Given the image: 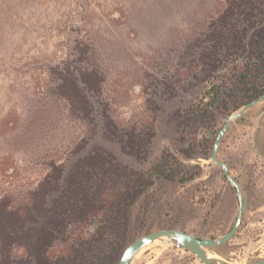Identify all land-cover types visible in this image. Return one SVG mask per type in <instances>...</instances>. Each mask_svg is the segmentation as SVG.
<instances>
[{
    "label": "rangeland",
    "instance_id": "374dc122",
    "mask_svg": "<svg viewBox=\"0 0 264 264\" xmlns=\"http://www.w3.org/2000/svg\"><path fill=\"white\" fill-rule=\"evenodd\" d=\"M260 34L264 0H0V217L16 213L30 236L9 261L0 248V264H40L36 232L64 208L52 261L83 239L116 247L118 264L152 232L230 231L239 201L212 148L251 93L246 66L264 88ZM263 111L235 122L219 154L248 200L235 237L209 250L232 264L264 258ZM133 264L204 263L156 243Z\"/></svg>",
    "mask_w": 264,
    "mask_h": 264
},
{
    "label": "water",
    "instance_id": "95a60500",
    "mask_svg": "<svg viewBox=\"0 0 264 264\" xmlns=\"http://www.w3.org/2000/svg\"><path fill=\"white\" fill-rule=\"evenodd\" d=\"M264 101V94H262L258 99L253 100L245 104L240 110L236 111L229 115L222 128L218 132L216 139L212 148V162L214 165L220 167L222 172L228 181V183L236 190L237 197L239 201V209L236 221L233 227L225 235H222L219 238L205 239L200 236H195L183 230L178 229H164L156 232L149 233L144 235L131 244H129L126 249L123 251L118 264H133L137 255L146 247L162 243L170 246L179 247L195 254L204 264H232L225 259L211 260L209 258V250L215 247H220L228 242H230L235 235L237 234L239 228L244 219V214L248 208V200L244 196V192L239 182L233 177L230 167L225 161L220 157V150L222 143L230 130L231 126L244 117L253 107L260 104ZM264 116V111L259 115L257 121L253 126V132H256L259 127V121ZM259 157L264 161V158L258 154ZM163 237H168L169 239L160 240ZM255 264H264V258Z\"/></svg>",
    "mask_w": 264,
    "mask_h": 264
},
{
    "label": "trees",
    "instance_id": "16d2710c",
    "mask_svg": "<svg viewBox=\"0 0 264 264\" xmlns=\"http://www.w3.org/2000/svg\"><path fill=\"white\" fill-rule=\"evenodd\" d=\"M257 44L261 47L264 46V34L259 35V41ZM261 64L262 65L260 69L263 70V59L261 60ZM256 69H252L249 66H246V71L240 74L238 82L241 84V86H243L242 89L251 93L248 95L247 100H242L241 104L235 106L229 114L240 110L243 105L259 98L262 94H264V88L260 89L262 86L260 87L257 83H255V77H257L258 75L254 74ZM249 85H251V87H249ZM229 96L235 95L231 94ZM225 101H227L226 98L224 99V102ZM236 101L238 102V99H236ZM226 105L227 102H225V106ZM244 117H242L239 121H241ZM70 212V208H64L62 212L60 211V214L56 221L47 222L39 230H37L35 237L37 250L39 252L38 257L40 258V264H76L77 261H81V263H83V259L88 256L87 253H89L90 251L92 252V255L89 256V258H91V264H113L114 257L112 254L117 250V248L113 247L112 249H110V251H106L101 237L96 238V240L83 239L82 241H80V250L72 251V253L70 252L69 255L62 256L57 261H52L49 257L45 256L46 254H44V248L47 246L50 247L53 241L57 238L59 232L61 231V228L69 217ZM21 225H23L22 218L14 212H6L4 216L1 215L0 217V248L3 251L2 256L4 255L5 259L8 261L10 259L9 249L12 247L15 240L25 239L28 241L30 237L27 233L21 231ZM18 233H20L21 235H19ZM7 263L9 264V262Z\"/></svg>",
    "mask_w": 264,
    "mask_h": 264
},
{
    "label": "bare ground",
    "instance_id": "6f19581e",
    "mask_svg": "<svg viewBox=\"0 0 264 264\" xmlns=\"http://www.w3.org/2000/svg\"><path fill=\"white\" fill-rule=\"evenodd\" d=\"M166 240V239H169L168 237H163V238H161L160 240ZM261 244L259 243V245L258 246H260ZM209 258L211 259V260H217V259H223L222 257H220L218 254H216V253H209Z\"/></svg>",
    "mask_w": 264,
    "mask_h": 264
},
{
    "label": "crops",
    "instance_id": "0c3cea01",
    "mask_svg": "<svg viewBox=\"0 0 264 264\" xmlns=\"http://www.w3.org/2000/svg\"><path fill=\"white\" fill-rule=\"evenodd\" d=\"M231 169V173L233 174V169L232 168H230ZM237 181L239 182V180L237 179ZM240 184V183H239ZM241 185V184H240Z\"/></svg>",
    "mask_w": 264,
    "mask_h": 264
}]
</instances>
